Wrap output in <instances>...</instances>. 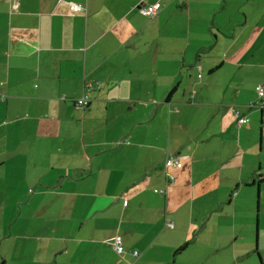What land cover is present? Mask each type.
Wrapping results in <instances>:
<instances>
[{
  "label": "crops",
  "instance_id": "crops-1",
  "mask_svg": "<svg viewBox=\"0 0 264 264\" xmlns=\"http://www.w3.org/2000/svg\"><path fill=\"white\" fill-rule=\"evenodd\" d=\"M0 82V264H264V0H0Z\"/></svg>",
  "mask_w": 264,
  "mask_h": 264
},
{
  "label": "rangeland",
  "instance_id": "rangeland-1",
  "mask_svg": "<svg viewBox=\"0 0 264 264\" xmlns=\"http://www.w3.org/2000/svg\"><path fill=\"white\" fill-rule=\"evenodd\" d=\"M249 3V2H248ZM248 3H244L242 5V7L240 5H237V4H231V13L236 14V16L240 17L241 19L244 18L245 15H243V12L247 14V17L248 19L250 18V15H248V9H249V5ZM148 17V16H146ZM223 17H225V19L222 21L223 22V26H222V29L224 32L227 31L228 29V32L231 28V23H229L227 20H226V17H227V14L224 15ZM216 28H218L216 26ZM249 29V28H248ZM218 31L219 32H222L219 28H218ZM240 28H236V32L235 34H239L238 37H240V41L243 42L245 40V38H247L249 41H255L254 37H248L249 36V32L247 30L243 31L242 35H240ZM1 99V98H0ZM2 100V99H1ZM259 192L257 191V188H255V193H254V197H253V202L250 204V207L248 208L249 209V214H250V217L252 218V221H253V231L255 233V223H256V220L258 219V223H259V220H261V223H260V229H259V224L257 223V229H256V232H257V236L256 234H254V240L257 241V238H258V241H259V247H263L264 246V214H263V211L262 209L264 208V205H262V208L260 206V201L263 203L264 202V199H260V195L258 194ZM262 197L264 196V191L261 193ZM247 209H245V207H237L236 208V214H241L246 211ZM248 211V210H247ZM258 230H259V234H258ZM262 258L264 259V254L262 256Z\"/></svg>",
  "mask_w": 264,
  "mask_h": 264
},
{
  "label": "built area",
  "instance_id": "built-area-1",
  "mask_svg": "<svg viewBox=\"0 0 264 264\" xmlns=\"http://www.w3.org/2000/svg\"><path fill=\"white\" fill-rule=\"evenodd\" d=\"M68 8L70 10H83V7H81L80 5H75V4H71L70 6H68ZM159 8L158 3H153L150 5H146L144 7L140 8V12L143 13L144 16H148V17H152L156 10ZM0 85H2V82H0ZM256 94L258 95V97H260V99L264 96V86L261 84H257L256 87H254ZM77 103H79L80 105H84L87 103V99L85 97H81L75 100V104L77 105ZM260 105H264V102L260 103ZM237 123L238 124H242V123H246L247 119L245 118V116H238L237 117ZM181 166V162L176 159L175 157H169L167 159H165V168H179ZM155 191V190H154ZM162 192V191H160ZM167 226L171 227L172 223L168 222ZM111 242L112 245L114 246V250L117 253L122 254L124 252L123 250V246L121 244L120 241V237L119 236H113L111 238ZM131 253L136 257L138 255V252H136L135 250H132Z\"/></svg>",
  "mask_w": 264,
  "mask_h": 264
},
{
  "label": "trees",
  "instance_id": "trees-1",
  "mask_svg": "<svg viewBox=\"0 0 264 264\" xmlns=\"http://www.w3.org/2000/svg\"><path fill=\"white\" fill-rule=\"evenodd\" d=\"M142 14H143V13H142ZM198 76H199V75H198ZM259 84H261V83H259ZM261 85H262V84H261ZM0 86H1V85H0ZM171 92H172V90L170 91V93H171ZM263 97H264V96H263ZM263 97H262V98H263ZM0 98H1L2 100L5 99V93L0 92ZM78 98H81V97H78ZM78 98H77V99H78ZM85 98H86V97H85ZM259 98H260V97H259ZM262 98H261V99H262ZM86 99H87V98H86ZM262 102H264V101H262ZM88 103H89V101H88V99H87V103H86V104H84V105H80L79 103H77V106H79V107H81V108H84V107H86V106L88 105ZM260 106H262V105H260ZM236 119H237V118H236ZM246 119H247V118H246ZM246 122H247V121H246ZM244 123H245V122H244ZM167 158H169V157H167ZM167 158H166V159H167ZM173 158H174V157H173ZM164 168H165V160H164ZM167 169H170V167H169V168H168V167L165 168V170H167ZM263 180H264L263 178L260 179V181H263ZM156 191H158V192L162 191V192H160V193H163V190H155V192H156ZM168 222H171V221H168ZM168 222H167V223H168ZM167 223L165 222L166 226H167ZM167 227H169V226H167ZM182 248H183V247H182ZM182 248H181V249H182Z\"/></svg>",
  "mask_w": 264,
  "mask_h": 264
}]
</instances>
